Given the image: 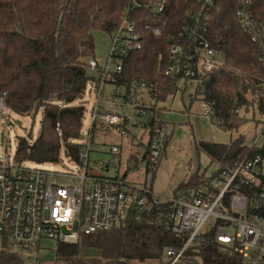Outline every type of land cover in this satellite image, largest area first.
Wrapping results in <instances>:
<instances>
[{
  "label": "trees",
  "instance_id": "16d2710c",
  "mask_svg": "<svg viewBox=\"0 0 264 264\" xmlns=\"http://www.w3.org/2000/svg\"><path fill=\"white\" fill-rule=\"evenodd\" d=\"M157 2L0 0V100L3 98L8 109L15 113L42 114L37 138L30 141L19 137L15 153L18 160L56 164L62 161L64 153L70 160L80 161L85 150V143L79 139L87 111L86 93L88 90L97 93L105 67L99 63L92 67L85 60L94 56L92 31L96 28L113 36L126 17L135 24L140 35L139 46L124 57L114 58L122 63L123 69L119 73H110L106 82L118 85L120 93L112 90L105 97L126 98L131 102L133 90L144 86L149 95L160 102L177 91V81L182 78L165 75L167 53L172 43L181 42L179 33L184 25L192 24L199 7L193 0H166L164 8L159 11ZM234 7V0H218L210 18H201L199 25L208 27L206 35L212 38L216 34L221 39L226 66L205 74L191 97L193 101L201 96V100L211 106V120L231 131H237L243 122L239 116L240 108L253 106V110L257 107L264 113V70L253 45L237 25ZM157 27L159 34L154 32ZM89 67L97 76L88 74ZM104 89L101 92L103 98ZM135 105L146 110L144 124L150 127L151 137L154 127L163 123L157 117L158 110L151 104ZM112 128L115 127L96 120L91 128V144L97 134ZM149 145L150 141L145 152ZM198 149L222 166L248 152H264V149L245 145L242 136L226 144L200 141ZM205 178L204 174H194L176 188L175 194L195 188ZM182 240L146 220L131 218L122 225L84 236L74 243L58 242L56 259L66 264H90L84 258V250L88 249L104 260L164 264L165 247L181 246ZM197 253L204 257L216 256L219 248L210 239L199 247ZM0 264L25 262L5 244L0 250Z\"/></svg>",
  "mask_w": 264,
  "mask_h": 264
},
{
  "label": "built area",
  "instance_id": "2783aa9c",
  "mask_svg": "<svg viewBox=\"0 0 264 264\" xmlns=\"http://www.w3.org/2000/svg\"><path fill=\"white\" fill-rule=\"evenodd\" d=\"M199 7L198 17L192 24L183 26L180 43H172L167 53L165 75L202 82L207 73L225 68L226 55L218 35H206L208 27L200 26L201 18H210L218 0H193ZM234 14L239 29L247 36L256 51L259 65L264 70V0H234ZM166 0H158L161 11ZM192 16V14H190ZM156 34L160 29L154 28ZM139 33L134 23L124 18L112 36L110 54L97 88L91 112V124L84 139L79 173L59 172L32 161L16 157L0 159V238L1 248L29 250L39 246L44 238L58 242L74 243L84 236L111 229L133 218L172 232L183 238L181 246L165 247L164 264H264V152H249L211 172L204 182L191 190H182L172 197L162 198L153 192V172L160 163L169 140L167 125L160 123L153 129L149 150L142 159L146 161V181L142 185L128 182L119 175H98L89 172L91 165V128L96 120L119 129L121 136H128L130 118L120 113L113 102L102 107L101 96L110 73H119L123 67L114 58L124 57L139 46ZM96 67L98 62L91 60ZM109 76V77H107ZM114 93L120 87L113 85ZM204 114L209 116L211 106L201 100ZM137 107V106H136ZM138 114H147L144 108ZM10 110L0 100V113ZM263 128L260 134L264 133ZM58 134L62 132L58 128ZM257 138L251 147L257 146ZM251 152V150H249ZM120 148L110 147L111 157L97 162L102 168L120 162ZM70 177L71 183L63 182ZM232 230V233L228 232ZM205 230V231H204ZM213 240L219 248L218 255L200 256L199 247Z\"/></svg>",
  "mask_w": 264,
  "mask_h": 264
},
{
  "label": "rangeland",
  "instance_id": "374dc122",
  "mask_svg": "<svg viewBox=\"0 0 264 264\" xmlns=\"http://www.w3.org/2000/svg\"><path fill=\"white\" fill-rule=\"evenodd\" d=\"M92 34L94 56H88L85 60L90 64V61L95 58L99 65L104 67L109 58L112 36L99 28L94 29ZM88 74L97 76L92 67L88 68ZM197 84L193 80H178L177 91L166 96L160 102L149 95L144 86H138L133 90L131 102H127L126 98L117 99L118 111L130 118L128 136H121L117 128V130L109 131L110 133L106 135L97 134L91 144L89 172L98 175L126 176L125 179L128 182L137 185H142L146 181L147 165L146 161L142 159V155L144 154V146L150 137V127L144 124L147 117L138 114L135 103L140 106L143 104L154 105L158 110V119L167 125L169 140L165 143L164 154L156 167L151 182L153 192L162 198L172 197L176 188L194 174L200 173L208 177L211 172L220 167L219 163L214 162L209 155L198 149L200 141L226 144L242 136L244 144L252 146L255 137L258 136L257 146L264 143V133L260 134L263 128V114L259 112L257 107L254 110L253 106L240 108L239 116L243 122L237 131L225 130L204 114L201 96L196 100H191V97L196 93ZM111 90H113V83L107 81L103 95H108ZM86 99L87 111L83 119L82 135L79 139L82 143L91 124V111L96 99L94 90L92 92L87 91ZM121 102H127V104L121 107ZM41 115V112L22 115L10 111L7 116H2L0 113V159H15L19 137H26L30 141L37 138L41 129ZM112 144L122 146L121 161L118 164L111 163L108 168H102L97 162L101 163L110 159ZM61 157V162L44 164L43 166L53 167L59 172L79 173L81 171L78 162L70 160L64 153ZM128 164L130 167H127ZM63 182L71 183L74 180L67 177L63 178ZM228 232L232 233V230L228 229ZM57 244L58 240L55 238H44L39 246L29 250H16V252L23 258L25 264H66V262L56 259ZM84 256L90 264H126L123 260H104L102 257L92 254L88 249L84 250ZM193 259L200 264L203 263L202 258L197 254H194ZM166 261L167 255L164 250L162 262L165 263Z\"/></svg>",
  "mask_w": 264,
  "mask_h": 264
},
{
  "label": "crops",
  "instance_id": "0c3cea01",
  "mask_svg": "<svg viewBox=\"0 0 264 264\" xmlns=\"http://www.w3.org/2000/svg\"><path fill=\"white\" fill-rule=\"evenodd\" d=\"M111 91H112V90H111ZM111 91L109 92L108 95L111 94ZM110 102H113V99H111L110 96H109V97H106L105 100L102 101V107H108ZM115 104L118 105V104H117V98L115 99ZM124 104H127V102H126V103H122V102H121V105H120V106L122 107ZM144 117H145V116H144ZM129 122H130V121H129ZM129 122H128V123H129ZM111 130H117V129H116V128H112V129H110V130H105L102 134H105V135H106L107 133H110L109 131H111ZM117 133H118V132H117ZM127 138H128V137H127ZM149 140H150V137H149ZM149 140H148V143H149ZM148 143H147V144H148ZM147 144H146V145H147ZM146 145L144 146V152H145V149H146ZM119 148H120V150L122 151V146H119ZM120 157H121V155H120ZM120 161H121V160H120ZM127 167H130V165L128 164ZM125 177H126V176H125ZM125 177H124V178H125Z\"/></svg>",
  "mask_w": 264,
  "mask_h": 264
}]
</instances>
